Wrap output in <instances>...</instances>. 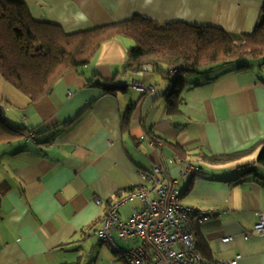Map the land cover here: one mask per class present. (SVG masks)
<instances>
[{
  "label": "crops",
  "instance_id": "1",
  "mask_svg": "<svg viewBox=\"0 0 264 264\" xmlns=\"http://www.w3.org/2000/svg\"><path fill=\"white\" fill-rule=\"evenodd\" d=\"M22 1L35 19L68 32L141 15L249 34L264 6V0ZM134 45L126 37L105 43L90 65L72 71L36 103L0 73L6 118L32 131L0 145V184L8 188L0 196V264H126L96 233L108 201L143 187L139 170L164 164L171 178H179L183 164L169 160L180 150L202 168L181 180V202L212 213L195 228L204 261L216 264L241 254L238 264H264V236H243L259 221L257 213H264V165L257 161L264 139V60L185 74L180 111L173 113L165 97L171 78L164 77L166 84L155 70L127 71ZM130 82H153L156 88L105 92L106 86ZM132 102L136 107L124 130ZM152 137L162 144L152 146ZM243 151L248 152L223 164L204 158ZM247 167L256 172H245ZM141 205L139 197L127 201L122 217ZM226 236L232 239L223 242ZM124 242L119 245L127 248Z\"/></svg>",
  "mask_w": 264,
  "mask_h": 264
},
{
  "label": "trees",
  "instance_id": "2",
  "mask_svg": "<svg viewBox=\"0 0 264 264\" xmlns=\"http://www.w3.org/2000/svg\"><path fill=\"white\" fill-rule=\"evenodd\" d=\"M118 37L129 38L135 43L128 51L127 71L138 73L151 67L171 78L165 97L169 111L179 113L182 92L186 87L185 74H199L207 68L244 58L264 60V6L256 28L249 34L237 35L198 23H161L141 15L68 32L60 24L35 19L22 0H0V73L33 103L51 95L56 84L72 71H80L90 65L101 47ZM175 67H178V73L174 76L171 70ZM129 86L104 88L107 94H114ZM135 107L136 103L132 102L123 117L124 130L130 124ZM31 132L11 123L0 106V145L23 139ZM152 140L162 142L155 137ZM262 143L257 161L264 165V139ZM247 152L223 156L206 154L204 158L212 164H223ZM179 153L182 156H177L184 158L183 150ZM245 172L256 170L247 167ZM7 190L0 184V196ZM111 202L112 199L108 204ZM196 244L199 250L198 242ZM202 264L207 263L203 260Z\"/></svg>",
  "mask_w": 264,
  "mask_h": 264
},
{
  "label": "built area",
  "instance_id": "3",
  "mask_svg": "<svg viewBox=\"0 0 264 264\" xmlns=\"http://www.w3.org/2000/svg\"><path fill=\"white\" fill-rule=\"evenodd\" d=\"M178 73V67L171 70ZM135 90L147 93L154 91L156 84L130 82ZM161 141L151 140L152 146H160ZM183 164L179 178H171L164 164L156 165L151 171L139 170L145 185L127 194L115 197L108 204L100 228L96 231L100 240L107 243L116 252L122 253L126 264H202L203 256L197 248L195 226L203 225L212 217L208 210L187 206L181 202V180L189 176H198L202 168L193 161L180 156L171 158L170 163ZM139 197L141 206L134 209L129 217L123 218L121 206L127 201ZM97 203H102L97 199ZM259 221L254 229L243 236H264V213H257ZM230 236L223 238L229 242ZM119 241L128 243L122 248ZM242 258L238 254L234 259L221 260L216 264H238Z\"/></svg>",
  "mask_w": 264,
  "mask_h": 264
},
{
  "label": "rangeland",
  "instance_id": "4",
  "mask_svg": "<svg viewBox=\"0 0 264 264\" xmlns=\"http://www.w3.org/2000/svg\"><path fill=\"white\" fill-rule=\"evenodd\" d=\"M243 60H247L246 58H244V59H239V60H236V61H233L234 62V64L235 65H239V62H242ZM245 62V61H244ZM157 75V78L158 79H160L161 81H163L164 83H166V84H168V81L167 80H164V76L161 74V73H156ZM174 76L175 75H177V73L176 74H173ZM159 80V81H160ZM123 244H125L126 245V243L124 242Z\"/></svg>",
  "mask_w": 264,
  "mask_h": 264
},
{
  "label": "water",
  "instance_id": "5",
  "mask_svg": "<svg viewBox=\"0 0 264 264\" xmlns=\"http://www.w3.org/2000/svg\"><path fill=\"white\" fill-rule=\"evenodd\" d=\"M149 70H150V71H153V68H151V67H146V68H145V71H149Z\"/></svg>",
  "mask_w": 264,
  "mask_h": 264
}]
</instances>
